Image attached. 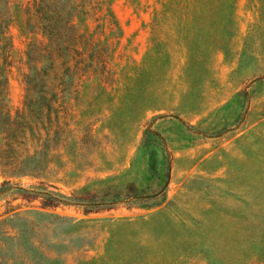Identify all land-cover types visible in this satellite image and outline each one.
I'll use <instances>...</instances> for the list:
<instances>
[{
	"label": "rangeland",
	"instance_id": "rangeland-1",
	"mask_svg": "<svg viewBox=\"0 0 264 264\" xmlns=\"http://www.w3.org/2000/svg\"><path fill=\"white\" fill-rule=\"evenodd\" d=\"M0 264H264V0H0Z\"/></svg>",
	"mask_w": 264,
	"mask_h": 264
}]
</instances>
